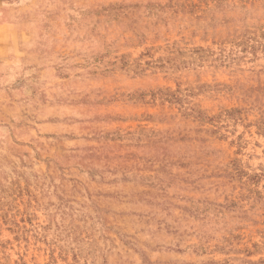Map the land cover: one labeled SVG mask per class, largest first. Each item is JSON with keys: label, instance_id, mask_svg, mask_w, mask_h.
<instances>
[{"label": "rangeland", "instance_id": "374dc122", "mask_svg": "<svg viewBox=\"0 0 264 264\" xmlns=\"http://www.w3.org/2000/svg\"><path fill=\"white\" fill-rule=\"evenodd\" d=\"M0 264H264V0H0Z\"/></svg>", "mask_w": 264, "mask_h": 264}]
</instances>
